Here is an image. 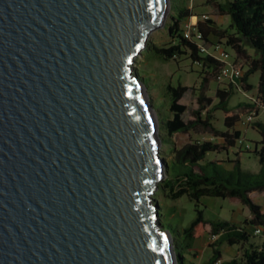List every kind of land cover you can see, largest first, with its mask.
Returning <instances> with one entry per match:
<instances>
[{"label": "water", "instance_id": "1", "mask_svg": "<svg viewBox=\"0 0 264 264\" xmlns=\"http://www.w3.org/2000/svg\"><path fill=\"white\" fill-rule=\"evenodd\" d=\"M169 4L0 0V264H177L130 65Z\"/></svg>", "mask_w": 264, "mask_h": 264}, {"label": "trees", "instance_id": "2", "mask_svg": "<svg viewBox=\"0 0 264 264\" xmlns=\"http://www.w3.org/2000/svg\"><path fill=\"white\" fill-rule=\"evenodd\" d=\"M212 4L216 15H226L229 18L228 29L232 32L225 29L218 37L225 38V46L235 53L230 65L241 72L239 86L244 91L251 90L249 76L256 71L259 72L255 99L229 106V101L234 95L232 81L228 82L227 87L216 88L212 96L207 93L210 81L212 79L217 81V76L226 62L201 51L196 40L183 35L182 22L185 18L192 17L193 13L183 2L180 5L171 3V23L168 31L175 43L168 47L152 44L149 45L150 49L163 60L188 53L193 61L200 63L206 70L201 76L198 93L186 119L183 118V114L188 105L183 99L188 86L180 82L177 85L171 83L166 85L169 114L166 118H157L161 144L169 146L168 150L164 149V156L162 153L159 155L166 163L165 175L157 182L152 200L157 205L158 224L164 229L166 227L160 218L158 193H162L164 199L176 200L186 196L194 202L195 216L187 225L177 228V236L173 237L174 250L178 257L177 264H187L184 252L188 253L195 240L204 235L215 238L210 244L211 254L204 264H264V206L253 198L255 193L264 192V123L258 119L252 121V127L259 133L263 144L255 151L259 163L256 172L241 167L238 153L232 160L230 169L224 168L219 160L206 159L208 152L228 151L235 147L237 140L241 138V131L236 128L240 116L250 113L257 116L260 108H264V0H214ZM214 26V20L196 22V28L202 35L200 41L205 49H210L214 45L208 39L209 34L214 31ZM218 44L223 43L220 41ZM146 46L143 49L149 48ZM203 53L205 54L202 55ZM133 73L143 81L138 68ZM215 98L217 102L213 104ZM216 110L224 113L225 130H220L213 124V112ZM193 131L210 133L221 141L190 140L180 146L174 144L172 138L175 134H188ZM168 154L170 158L166 159L165 156ZM169 162L174 165L171 173L168 171ZM206 197H219L247 207L250 217L245 224L251 225L254 229L260 228L262 240L255 243L252 240L253 236L244 227L229 220L206 218L200 203V199ZM224 243L228 246H237L233 258L222 260L221 245Z\"/></svg>", "mask_w": 264, "mask_h": 264}, {"label": "rangeland", "instance_id": "3", "mask_svg": "<svg viewBox=\"0 0 264 264\" xmlns=\"http://www.w3.org/2000/svg\"><path fill=\"white\" fill-rule=\"evenodd\" d=\"M214 0H170L169 9L165 15L164 23L154 30H152L146 38V48L149 45L156 44L161 47H168L175 43L172 37L169 36L168 26L171 23L170 14L171 3L175 5L183 4L189 8L193 16L185 18L182 24L188 22L195 23L197 21H204L206 19L214 20V31L208 36L209 42L214 44L210 47L209 52L221 56L223 60L230 64L235 58V53L229 47H226L224 42L225 38L218 37V34L226 29L231 33L232 30L228 29L229 18L226 15H216V10L213 7ZM182 25V26H183ZM223 44H218L219 42ZM149 43V44H148ZM219 45V46H218ZM250 52H252L250 50ZM228 54L224 56V54ZM203 53L202 55H204ZM132 71L139 69L142 77L143 84L146 88L149 101L156 112L157 117L160 119L166 118L169 114V95L166 91V85L171 83L177 85L180 82L183 85L188 86L187 91L184 93V102L188 105V109L184 112L183 118L186 119L190 106L193 105L195 97L198 93L197 88L201 76L205 72V68L198 62L193 61L188 53L177 55L176 57L163 60L157 56L150 47L148 49H142L141 54L137 56V59L130 64ZM259 72L256 71L249 76V82L252 85V89L244 91L239 86V78L233 81L234 83V95L229 101V106H233L241 101L251 102L255 99L256 87L258 83ZM228 81L221 82L212 79L209 83V95H214L216 88L227 87ZM217 102V98L213 100V104ZM244 114L240 116V120L236 125V128L241 131V138L237 140L235 147L230 148L228 151L221 152H208L206 159L219 160L221 165L230 169L232 166V160L235 158L236 153L239 154L241 167L244 170L250 172H256L259 168L258 157L255 151L259 149L263 144L261 137L257 130L252 127V121L258 119L264 123V108H260L257 116H253V120L249 123L243 121ZM224 113L221 110L213 112V124L220 130H225L226 127L223 123ZM176 146H180L185 142L192 141H221L220 138L212 136L207 132H190L188 134H175L172 138ZM167 144L160 145L159 153L162 155L165 150H168ZM164 156V155H163ZM166 159L170 158V155L165 156ZM174 165L169 162L168 171L173 172ZM160 181V180H159ZM158 181V182H159ZM158 183H156V186ZM157 188H155L156 190ZM155 190L150 194L151 203H153L152 196H154ZM160 210L161 222L170 230L172 236H177L176 229L184 227L195 216L194 202L188 199L186 196H182L179 199L171 200L163 198L162 193L157 195ZM254 200L264 206V192L255 193L253 195ZM201 207L204 210L205 217L208 219L221 218L229 220L230 222L244 227L253 237L252 240L255 243H259L262 240L260 233H254V228L251 225L245 224L246 220L250 217V213L247 207L240 203H231L227 199L219 197H206L200 199ZM180 239V237L178 236ZM215 240L214 237L204 235L195 240L193 247L188 253L184 252V257L187 264H204L206 259L211 254L210 244ZM237 246H228L227 244L221 245L222 258L230 259L236 254Z\"/></svg>", "mask_w": 264, "mask_h": 264}, {"label": "built area", "instance_id": "4", "mask_svg": "<svg viewBox=\"0 0 264 264\" xmlns=\"http://www.w3.org/2000/svg\"><path fill=\"white\" fill-rule=\"evenodd\" d=\"M182 29H183L182 33L186 38H192L199 43L198 45H199L201 51L207 52L210 55H212L213 57L223 60V58L221 56L219 57V56H216V55L210 53L209 49H205L202 46L201 41H200L202 35L198 31V29L196 28V22L195 23L188 22L182 26ZM227 55H228L227 53L224 54V56H227ZM240 74H241L240 71L233 69L230 64L226 63V65L221 69L219 75L217 76V81L221 82V81L227 80L228 82L229 81L233 82V81H235V79H238L240 77ZM253 116H254L253 113L246 114V115H244L243 121L246 123H249L253 120ZM254 233H260V228L254 229Z\"/></svg>", "mask_w": 264, "mask_h": 264}, {"label": "crops", "instance_id": "5", "mask_svg": "<svg viewBox=\"0 0 264 264\" xmlns=\"http://www.w3.org/2000/svg\"><path fill=\"white\" fill-rule=\"evenodd\" d=\"M209 35H210V34H209ZM222 260H226V259L222 258Z\"/></svg>", "mask_w": 264, "mask_h": 264}]
</instances>
